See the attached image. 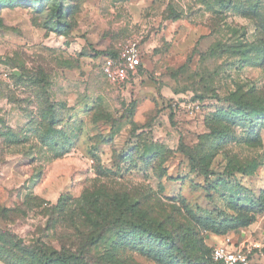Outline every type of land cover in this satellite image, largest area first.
<instances>
[{
  "label": "rangeland",
  "instance_id": "obj_1",
  "mask_svg": "<svg viewBox=\"0 0 264 264\" xmlns=\"http://www.w3.org/2000/svg\"><path fill=\"white\" fill-rule=\"evenodd\" d=\"M0 232L33 256L0 264H264V0H0Z\"/></svg>",
  "mask_w": 264,
  "mask_h": 264
},
{
  "label": "built area",
  "instance_id": "obj_2",
  "mask_svg": "<svg viewBox=\"0 0 264 264\" xmlns=\"http://www.w3.org/2000/svg\"><path fill=\"white\" fill-rule=\"evenodd\" d=\"M140 52L135 46H127L115 56H107L102 63L105 77L113 83H123L137 72L140 66ZM230 240L211 246L212 264H247L251 250Z\"/></svg>",
  "mask_w": 264,
  "mask_h": 264
},
{
  "label": "trees",
  "instance_id": "obj_3",
  "mask_svg": "<svg viewBox=\"0 0 264 264\" xmlns=\"http://www.w3.org/2000/svg\"><path fill=\"white\" fill-rule=\"evenodd\" d=\"M115 55H116L115 53H112L111 55L104 56V58L107 56H115ZM96 193H97V191L93 190V191L85 194L84 195L85 198H83V199H89L91 209L98 203V198H96ZM110 201L112 202L114 208H117L124 203V201H121L119 198H116V197H111ZM60 204H61V206H63L65 204V202H63V200H62ZM76 205L79 206V202L76 203ZM79 209H82V206H80ZM83 211L82 212L85 215V217L89 218L91 213L87 210H83ZM9 250H14L16 253L18 252L19 254L26 257L27 259H33V256H31L27 252H25L23 250H18L16 248V246L8 240V234L7 233L0 232V257L5 262L9 261V257H10L9 255H12V256L14 255V253L10 252ZM210 251H211V246H209L206 249V251L202 253L199 260L195 261L193 264H212L210 257H209ZM11 264H25V262L23 260L22 262L20 261L19 263L11 262Z\"/></svg>",
  "mask_w": 264,
  "mask_h": 264
}]
</instances>
